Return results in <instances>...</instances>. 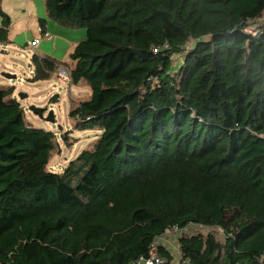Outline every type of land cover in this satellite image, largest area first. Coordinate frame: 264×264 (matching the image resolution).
<instances>
[{
  "label": "trees",
  "instance_id": "trees-1",
  "mask_svg": "<svg viewBox=\"0 0 264 264\" xmlns=\"http://www.w3.org/2000/svg\"><path fill=\"white\" fill-rule=\"evenodd\" d=\"M45 7L56 23L87 31L68 69L91 95L70 117L101 133L50 171L57 135L26 120L14 86L0 87V264H135L169 228L190 224L224 238L180 234V264H264V21L249 29L264 0ZM0 20V43H9L2 0ZM33 63L31 81L65 64L37 54ZM159 251L175 264L163 243Z\"/></svg>",
  "mask_w": 264,
  "mask_h": 264
},
{
  "label": "rangeland",
  "instance_id": "rangeland-1",
  "mask_svg": "<svg viewBox=\"0 0 264 264\" xmlns=\"http://www.w3.org/2000/svg\"><path fill=\"white\" fill-rule=\"evenodd\" d=\"M4 10L11 16L12 25L10 28V42L0 43V87L14 86V96L20 101L24 108L26 120L36 127L44 128L55 132L59 143L51 155L47 169L53 172H62L71 160L76 158L82 150L92 148L97 141L100 131L98 129L79 130L74 128V121L70 117V111L81 99H87L91 95V88L87 85H73L71 82L63 84L56 79L55 72L49 79L31 81L34 75L33 56H49L63 62L70 68L72 60L69 55L74 48L70 42L73 35L69 32L71 28L60 26L54 22L58 29L66 30L62 33L59 30L52 31V39L44 37L38 30V10L33 0H2ZM47 17V16H44ZM264 18L252 22L251 31H257ZM39 38L38 46L30 45L32 38ZM51 39V40H48ZM182 55L177 54L175 63L182 61ZM71 60V62H70ZM11 73L15 78L9 79L2 73ZM28 96L21 99L20 94ZM57 99H56V98ZM31 105L44 109V116L47 117L53 111L56 122L52 123L41 118L30 109ZM59 126L62 129H59ZM69 135V141L65 142L64 135ZM215 232L218 238H224L223 232L217 227H191L189 233ZM174 255V263L180 264L181 252L178 243V236L173 233L167 236L166 241Z\"/></svg>",
  "mask_w": 264,
  "mask_h": 264
},
{
  "label": "built area",
  "instance_id": "built-area-1",
  "mask_svg": "<svg viewBox=\"0 0 264 264\" xmlns=\"http://www.w3.org/2000/svg\"><path fill=\"white\" fill-rule=\"evenodd\" d=\"M24 1H29V0H24ZM48 38H51L50 34H46ZM39 39L36 38L32 41H30V45L33 47L38 46L39 44ZM56 79L63 83L67 84L71 82V73L70 70L64 66V65H59L56 69L55 72ZM195 226L194 224H190L188 226H185L183 228H179L178 226H173L169 228L164 234L161 236L157 237L156 240L152 243V248H151V253L149 257H144L141 256L135 264H165L166 258L161 255L159 251V245L169 236L170 234H174L179 236L182 233H189L191 227Z\"/></svg>",
  "mask_w": 264,
  "mask_h": 264
},
{
  "label": "crops",
  "instance_id": "crops-1",
  "mask_svg": "<svg viewBox=\"0 0 264 264\" xmlns=\"http://www.w3.org/2000/svg\"><path fill=\"white\" fill-rule=\"evenodd\" d=\"M33 2L35 4V7L39 8L38 17L40 18V16H42L41 18H46V17H44V16H47V11H46V7H45V0H33ZM47 19H48V21H47V25H46V31L51 36H52V31H55V30H59L62 33H66V30L64 31V30L58 29V27H56V24L54 23L55 22L54 20H52V19H50L48 17H47ZM0 23H1V20H0ZM60 26H63V25H60ZM64 27H66V26H64ZM67 28H71V31H69V32L73 35V37H71V40H70L69 43H71L72 45L74 43V48H75V46L77 45V43H79V41H81L84 38H86L87 31L84 28H72V27H67ZM40 29L41 28H40V25H39L38 30L40 31ZM34 39H36V37L32 38L31 40H34ZM51 39H48V40H51ZM70 62H71V60H70ZM72 63L73 62H71V64ZM169 242H170V239H169V241L165 242V246H167L168 248H169V245H168Z\"/></svg>",
  "mask_w": 264,
  "mask_h": 264
},
{
  "label": "water",
  "instance_id": "water-1",
  "mask_svg": "<svg viewBox=\"0 0 264 264\" xmlns=\"http://www.w3.org/2000/svg\"><path fill=\"white\" fill-rule=\"evenodd\" d=\"M5 77L9 78V79H12V78H15L16 75L14 74H11V73H5L3 72L2 73ZM28 95L27 94H24V93H21L20 94V98L23 99L25 97H27ZM30 109L33 110L35 113H37L41 118L45 119L46 121H49V122H52V123H55L56 122V119H55V115L53 113V111H50L48 116L45 117L44 116V109L43 108H40V107H37L35 105H31L30 106ZM59 129H62L61 126H59Z\"/></svg>",
  "mask_w": 264,
  "mask_h": 264
}]
</instances>
